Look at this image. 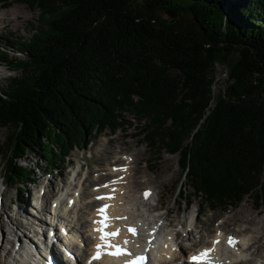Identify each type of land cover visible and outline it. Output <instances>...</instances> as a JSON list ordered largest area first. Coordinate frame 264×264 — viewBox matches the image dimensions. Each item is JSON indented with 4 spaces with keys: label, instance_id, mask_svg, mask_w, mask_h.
Wrapping results in <instances>:
<instances>
[{
    "label": "trees",
    "instance_id": "obj_1",
    "mask_svg": "<svg viewBox=\"0 0 264 264\" xmlns=\"http://www.w3.org/2000/svg\"><path fill=\"white\" fill-rule=\"evenodd\" d=\"M14 1L39 13L32 36L0 45L20 71L0 91L7 181L23 191L33 171L19 157L35 152L56 171L129 113L151 148L179 154L191 195L212 210L264 198V0L0 5ZM218 64L226 79L213 95Z\"/></svg>",
    "mask_w": 264,
    "mask_h": 264
},
{
    "label": "rangeland",
    "instance_id": "obj_2",
    "mask_svg": "<svg viewBox=\"0 0 264 264\" xmlns=\"http://www.w3.org/2000/svg\"><path fill=\"white\" fill-rule=\"evenodd\" d=\"M13 11L19 12L21 16L14 18L11 22L6 19L7 22L3 25L4 28L0 29V43L10 38L17 39H13L14 41L28 39L34 33L35 25L38 24L39 11L30 8L26 3L14 1L8 7L0 6V14L5 12L10 14ZM8 53L10 56L17 55L22 57L21 54H17L14 51L9 50ZM6 59V55H0V90L7 88L11 77L20 74L18 70L9 71L6 69ZM225 71L226 67L224 65L218 64L214 67L213 95H216L219 90L224 88ZM136 125L137 123L133 115L127 113L123 129H118L115 134H111L109 130H105L86 149H74L65 165L60 166L53 172L52 170L44 171V169H41L40 167H44V160L35 152L29 151L17 161L27 165L33 171L32 178L34 181H28L29 183L24 185L23 191H20L13 181H6L5 167L8 155L4 154V148L0 149V195L6 215L3 217L4 222L0 220V232L2 236V238L0 237V251L3 249L7 253L10 252L12 254L13 248L11 242L14 241L10 238L12 234L16 235L24 232L28 235L32 234V231L35 229L34 226H31L33 221L42 222V220L35 218L33 214L40 216L49 215L48 206L49 202L53 199L51 196L60 193L59 186H62L64 180L74 185H80L81 183L84 193L83 198L87 199L94 192L91 190L92 183L86 179L96 181L99 175L110 171L109 163H112L111 166L115 167L113 162L117 160L119 164L123 156L127 154L134 155L135 163L130 164V169L127 172L130 182L124 185L125 190L121 191L123 192L122 200L127 201L129 206L134 204H132L134 199L141 202L139 200L141 190L151 187L155 193L153 199L148 204L157 205L151 209V207L145 208L140 203V212L132 210L133 216L154 220L155 217L153 218V216L165 214L168 210L169 214L166 215V218L169 223L175 222V224L173 223L174 226L172 225L175 230L180 228L178 221L185 222L190 220L191 216H196L197 232L193 233L194 239L190 242V245L195 242L208 244L212 235H217L216 232L218 230H216V225L220 221L218 227L224 233H236L243 235L244 238L248 235L249 238H252L250 232L244 231L247 226L242 217L252 219L259 211L262 214L258 216L257 221L260 223V228L264 227V198L257 202L253 195H246L239 203L234 205H224L214 210L209 209L200 197L191 195V190L186 184L184 173L179 166V154L175 153L172 155L164 149H154L148 146L143 137L138 135ZM10 137V129L0 127V145L8 141ZM127 159H130V157H127ZM48 172H51V174ZM75 174H78L77 178H74ZM82 182L85 183L82 185ZM179 188L186 193L182 195L178 194ZM127 190L129 191L125 192ZM70 191H73V189ZM41 192L44 193L46 201V203L44 201L42 203V207L46 209L45 213H42V209H40V212L38 208L35 209L36 205L34 204V202H39ZM73 194L71 193L70 195ZM11 200H14V202H11ZM125 201L123 202L125 203ZM66 205H63V207L65 208ZM159 205H161V209H158ZM79 212L78 214H81ZM234 216L241 219L237 222ZM46 219L48 220V218ZM15 225H18L17 229L14 228ZM74 227H78L77 224H74ZM191 227V224L187 223L185 229L188 230L186 231L192 232ZM14 229L16 230V234L14 233ZM46 235L45 231L42 237ZM181 238L183 239L184 237L181 236ZM184 244L189 248L191 247L187 243ZM199 245L201 244L197 243L196 247ZM7 253L2 251L0 259L10 264V261H13V258L17 256L13 252L12 257H9ZM258 256L253 261L260 262L264 260V253L258 254Z\"/></svg>",
    "mask_w": 264,
    "mask_h": 264
},
{
    "label": "bare ground",
    "instance_id": "obj_3",
    "mask_svg": "<svg viewBox=\"0 0 264 264\" xmlns=\"http://www.w3.org/2000/svg\"><path fill=\"white\" fill-rule=\"evenodd\" d=\"M19 16L21 15L17 11H13L10 14L6 12L0 14V25H2L0 29L4 28L3 25H5V23L7 22L6 19L9 22H11V20H13L16 17L18 18ZM109 164H110L109 166L112 168L113 167L111 166L112 163ZM113 164L114 166H117L118 165L117 160L114 161ZM86 180L90 181L89 179ZM84 183L85 182H82V185ZM105 184H107L108 187L98 188L97 184H93L94 188L99 190L97 193H95L93 199L92 197H87V199L82 197L83 196L82 186L80 188L81 192H77V191L74 192L73 189V191L71 192L74 193L73 195H70L71 193H68L66 199L67 205L64 208V211L68 210V214L66 213L62 214L61 212H59L60 220L58 221V223H60L61 221L63 222H61L58 228L56 226L53 227L54 231L58 230L57 232H58V239L60 237V244L62 243L61 239L67 243L69 254L72 255V258H74L76 264H89V261L91 260L95 252L94 245L100 243L99 233L93 231V229L97 227V225L93 223V219L95 218V215L97 213L96 210L101 205L98 201H96V196L102 193H113L112 189H116V191L113 193L114 199L104 200V202H109L111 205V207L107 209V212H109L113 217L115 216L127 217L126 220L124 219L114 220L115 223L119 225L118 227L121 228V235L116 237L115 241L123 242L124 239H128L130 241L129 246L132 250L137 249L139 247L148 246L150 247L151 252L157 253L158 263L173 264V262L177 261L180 264H184V263L191 264V261L189 260L190 255L196 254L204 248L215 247V251L211 253V257L214 259V261L228 260L233 264H262L253 261L258 256V254L264 253V227L260 228L259 227L260 223L257 221L258 216L262 214V212L259 211L258 213H256L252 219L242 217V220L245 221V225L247 226L244 231L250 232L252 237L249 238L247 235V237L242 239L245 245V251H243L237 244L238 240L242 235L236 233L226 234L221 229H219L216 232L219 233V235L215 234L216 237L215 235H212L211 237L212 241L210 243L207 244V243L197 242L200 243L201 245L196 247L197 243L195 242L191 244L190 245L191 247L189 248L183 242L187 240L191 242L194 239L193 230L191 229L192 232L186 231L188 229H185L184 227L185 222L178 221L181 227L183 228V232H181V230H178V231H174L173 233L171 228L174 226V224L169 223L166 218V215L169 214L168 210L165 212V214L153 216V218L155 217L154 220H150L149 218H145V217H138V218L132 217L129 215V213L132 212L133 206H136L137 212H140L141 210L140 201L134 199L132 202V204L133 203L134 204L130 206L128 205V202L125 200H123L125 201V203H122V196L120 197L121 187H118L117 185L114 184H109L108 182H105L103 185ZM77 186L79 187V185ZM66 187L69 188L68 186ZM104 188L105 190H103ZM60 190H62V188ZM57 194H61V193H57ZM59 203L60 206L63 207L64 204L62 205L61 200L59 201ZM40 209H42V213H45L44 211H46V209H44L42 206L40 207ZM78 211H80L79 213L81 214H78ZM158 217L159 219L167 220L168 223L159 224ZM234 219L238 222V220H240L241 218L234 216ZM45 224L47 223H45L44 221H42L41 223H39L38 221H33L31 226L34 227L39 226L41 228L45 226ZM74 224H77L78 227H74ZM128 225L134 226L137 229L138 234L136 236H132L126 233V229H127L126 226ZM14 228L17 229L18 225H15ZM15 231L16 230L14 229V233L16 234ZM37 232L38 231L36 230V228L32 231L33 234ZM57 232L54 234V237L55 235L57 236ZM25 235L27 236L29 243H32V240L30 239L32 237H30L28 234L24 232V236ZM13 236L14 234H12L10 238L11 240H14L13 242H11V246L14 250L15 239H13ZM181 236L184 238L182 239ZM229 237H232L235 241V244L232 247L226 245V241H228ZM149 238H152L151 244L147 243V239ZM17 239L19 240V237ZM142 239H146V240L143 241ZM136 240H139V242H137ZM214 240H219V243L213 245ZM43 246L49 249V246L47 244H43ZM222 247L225 248L229 247L234 249L237 255L230 256V252L219 254V252L222 250ZM50 249L51 251L58 253L56 244L51 243ZM2 251L4 253H7L6 250L1 249L0 254ZM7 254L9 257H12V254L10 252ZM178 255L180 258L178 257ZM219 258L222 259L219 260ZM18 260H20V264H31L34 258L28 259L26 257H21V255L19 254ZM60 262L61 264H65V261H63L62 259H60ZM7 263L8 262H4L3 260L0 261V264H7ZM10 264H19V262L17 261V258L14 257L13 261H10ZM66 264H73V263L66 261ZM92 264H107V260L104 258L100 260H93Z\"/></svg>",
    "mask_w": 264,
    "mask_h": 264
},
{
    "label": "snow or ice",
    "instance_id": "obj_4",
    "mask_svg": "<svg viewBox=\"0 0 264 264\" xmlns=\"http://www.w3.org/2000/svg\"><path fill=\"white\" fill-rule=\"evenodd\" d=\"M120 170L126 171V169H114V171H120ZM119 179L122 180L123 178L121 177ZM118 182L119 180L112 181L111 183H118ZM102 187H108V185L105 184V185H102ZM115 191L116 189H112L113 193ZM150 195H151L150 191H146L144 193V196L146 199ZM96 199L98 200L114 199V196L111 194H108V195L97 196ZM109 207H111V205L104 204L103 206H101L100 208L96 210L97 215L100 217V219L93 221V223L97 225V227L94 228L93 231L99 233L100 243L94 245L95 252L91 260L89 261V264H92L93 260L102 259L105 255L115 257V258H120L122 256L131 257V259H125L123 261V264H147L148 257L146 255L135 254L129 251V249L127 248V245L130 243V241L128 239H125L122 244L118 242H114L116 237L119 236L121 229L116 228L114 231H107V229L111 227V222L113 220H120V219L126 220L127 217L108 216L107 209ZM126 227H127L128 233H130L132 236H136L138 234L137 229L134 226L128 225ZM217 235H219V233H217ZM218 243H219V240L213 241V245H216ZM228 244L230 247L234 246L235 241L232 237L228 238ZM214 251H215V247L204 248L200 250L198 253L190 255L189 260L191 261V264H214V261L211 257V253Z\"/></svg>",
    "mask_w": 264,
    "mask_h": 264
}]
</instances>
